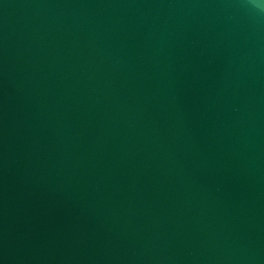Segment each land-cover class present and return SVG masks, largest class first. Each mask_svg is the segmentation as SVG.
Segmentation results:
<instances>
[{"label":"water","instance_id":"water-1","mask_svg":"<svg viewBox=\"0 0 264 264\" xmlns=\"http://www.w3.org/2000/svg\"><path fill=\"white\" fill-rule=\"evenodd\" d=\"M0 264H264V12L0 0Z\"/></svg>","mask_w":264,"mask_h":264},{"label":"clouds","instance_id":"clouds-1","mask_svg":"<svg viewBox=\"0 0 264 264\" xmlns=\"http://www.w3.org/2000/svg\"><path fill=\"white\" fill-rule=\"evenodd\" d=\"M251 3L257 10L264 12V0H251Z\"/></svg>","mask_w":264,"mask_h":264}]
</instances>
